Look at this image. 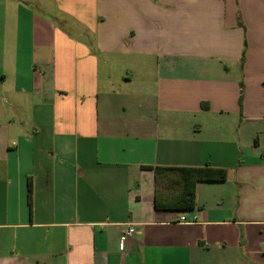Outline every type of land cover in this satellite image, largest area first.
<instances>
[{
  "label": "crops",
  "instance_id": "1",
  "mask_svg": "<svg viewBox=\"0 0 264 264\" xmlns=\"http://www.w3.org/2000/svg\"><path fill=\"white\" fill-rule=\"evenodd\" d=\"M0 264H264V0H0Z\"/></svg>",
  "mask_w": 264,
  "mask_h": 264
},
{
  "label": "trees",
  "instance_id": "2",
  "mask_svg": "<svg viewBox=\"0 0 264 264\" xmlns=\"http://www.w3.org/2000/svg\"><path fill=\"white\" fill-rule=\"evenodd\" d=\"M177 171L179 173L177 182L182 184V192L171 198L168 207H175L179 210H193L196 207V190L200 182H223L227 180L228 172L225 169H218L209 166L190 167V168H161L159 178L163 171ZM33 186L29 182V201L32 205ZM157 207L160 206L156 199Z\"/></svg>",
  "mask_w": 264,
  "mask_h": 264
},
{
  "label": "rangeland",
  "instance_id": "3",
  "mask_svg": "<svg viewBox=\"0 0 264 264\" xmlns=\"http://www.w3.org/2000/svg\"><path fill=\"white\" fill-rule=\"evenodd\" d=\"M71 31H72V29H71ZM245 50H246V45H245L244 52H243V57H242V60H243L244 62H245V59H246V56H245ZM107 57H108L107 55H105V56H102V55H101V56H100L101 66L104 65V63H105ZM117 70H118V69L115 68V69H114V72L116 73ZM118 73H120V72H118ZM118 73H117V74H118ZM243 150L246 151V152L248 151V147H247V145H245V146L243 147ZM162 187H163V184L161 185V188H162Z\"/></svg>",
  "mask_w": 264,
  "mask_h": 264
},
{
  "label": "built area",
  "instance_id": "4",
  "mask_svg": "<svg viewBox=\"0 0 264 264\" xmlns=\"http://www.w3.org/2000/svg\"><path fill=\"white\" fill-rule=\"evenodd\" d=\"M127 226H128V229L126 231L125 238H131L133 236V227H134V225L133 224H128Z\"/></svg>",
  "mask_w": 264,
  "mask_h": 264
}]
</instances>
